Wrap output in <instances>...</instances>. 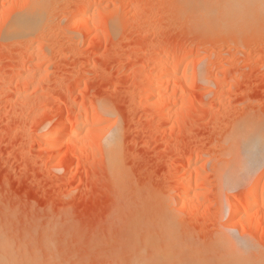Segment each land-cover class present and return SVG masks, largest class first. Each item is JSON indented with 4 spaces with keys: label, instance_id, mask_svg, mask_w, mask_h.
<instances>
[{
    "label": "rangeland",
    "instance_id": "1",
    "mask_svg": "<svg viewBox=\"0 0 264 264\" xmlns=\"http://www.w3.org/2000/svg\"><path fill=\"white\" fill-rule=\"evenodd\" d=\"M188 1L50 0L45 25L26 35L12 24L31 0H0V255L11 251L29 264H128L143 220L158 235L169 222L179 241L205 250L221 252L222 236H234L264 264V219L253 227L250 210L253 223L244 226L231 209L254 180L264 186V157L238 182L233 160L239 127L264 132V21L206 28ZM85 7L100 18L75 21ZM166 53L163 75L150 85ZM186 57L195 60L164 75ZM78 115L84 126L76 138L65 135L58 148L44 141L47 130ZM74 129L64 126L66 134ZM116 131L113 173L101 137ZM189 184L191 194L180 196Z\"/></svg>",
    "mask_w": 264,
    "mask_h": 264
},
{
    "label": "bare ground",
    "instance_id": "2",
    "mask_svg": "<svg viewBox=\"0 0 264 264\" xmlns=\"http://www.w3.org/2000/svg\"><path fill=\"white\" fill-rule=\"evenodd\" d=\"M49 1L50 0H31L32 5H30L31 7L27 11V13L24 16H22L21 18L16 19L14 24H12V23L11 24L13 26H15L17 28V30H19L23 34H26V35L34 34L40 28H42V25H45L44 23L46 22V12H47V7L49 4ZM188 6H189V9H191V11L194 13V15L196 14L199 17L198 18L199 24L203 25L206 28H208V27L211 28V27L217 26L221 30H223V29L225 30V29L233 27L235 25L253 26L257 23H260L259 21H261V22L264 21V0H189ZM92 7H94L93 4H92ZM89 9H91V7ZM88 10L85 7L80 12H77V14L74 18L75 21L78 22V21L82 20L83 18H86L87 20H97L98 18H100V17H97L98 15L95 13V11H92V10L88 11ZM11 24H10V26L12 27ZM9 30L14 31L15 28L14 29L11 28ZM9 30H6V31H8L7 36H9ZM15 32H16V30H15ZM15 32H13V33H15ZM235 32H237V31H235ZM10 33L13 34L12 32H10ZM16 33H18V31ZM7 36L5 37V39L7 38ZM158 51H159V49H158ZM174 52H176V50L172 51V53H174ZM170 53H166L164 55H159L156 58V60L153 64V73H151L152 75L150 76V79H149L150 85H154L155 82L157 83V80H159V78H161V76L163 75L162 69H163V66L165 63V59H167V57L170 56ZM194 60H192V58L190 59V58L186 57L185 59L180 60V61H173V62L169 63L170 65L168 66V71L164 75L165 76L168 75L169 72L171 73V70H174V69H176L182 65H188L191 62H194ZM19 72H20V70H19ZM4 79L1 78L0 80H3L2 82H5ZM195 79L198 81H201V82L206 81V79L203 75L199 76V78L196 77ZM190 80H189V82H190ZM165 83H166V81H162L160 84H162L161 86H163ZM155 88H157V87H155ZM161 94H162L161 90H158L156 92L157 97H160ZM150 97L151 96H149V95H145V98H150ZM108 109L109 108H106V107L102 108V110L105 113L111 112ZM67 124H74L75 125V129L73 131H70V133H68V134H66L67 132L64 131V126ZM83 126H84V124L81 121L80 115L75 116V117H68L61 124L55 125V126L51 127L49 130H47L43 134V139L51 147L58 148V146H60L61 140L65 137V135H67L66 137L70 138V139L76 138V136H78V133L81 131ZM239 128L240 129H237L238 131L234 135V141H233V143H234L233 147L235 149L234 150L235 158L233 159L234 160V166H235V177L234 176L233 177L236 179V181L234 180L235 182L246 179L247 177L252 176L254 172H257L259 170L258 168L260 167V164L263 160L262 157H264V146H263L262 150L260 149V144L261 143L264 144V132L261 129H259L262 131V133H261V131H259L258 128L256 126H253V125L247 126L246 128L245 127H239ZM95 130H97V129H94V131ZM115 133L116 134H113L111 136H110L111 133L110 134L106 133L104 135V137H101V138H103V144H104L105 151H106V161L110 165L113 173H117L120 169L118 158L116 160V157H118L117 154L119 152V151L117 152V150L120 147L119 146L120 142H119V138H118L119 134L117 133V131ZM97 135H98V133H97ZM97 137H100V136H97ZM232 151H233V149H232ZM197 161H198V158H196L195 160H188V161L184 162L183 165L189 166V165H191ZM232 162L233 161H231V163ZM115 166L116 167L119 166L118 167L119 169L117 168L118 169L117 172H116L117 169ZM227 173H228V171H227ZM183 185H185V184H183ZM192 186H193L192 184L182 186L180 196L189 195V193L191 192ZM197 195H200V192L197 193ZM246 198H247L246 201H244L242 203H235V205L233 204L234 206L231 208L232 209V216L240 217L239 221L244 226L249 227V225H251L253 223V217L250 216L248 213L250 210H255V217H256L257 221L254 222L252 225H253V227L255 226V228H256L259 226V223H260L259 221L264 219V208L263 209L259 208L261 204H264V186L260 189V180L259 179H256L253 181V185H252L251 190L248 192V194L246 193ZM186 202L187 201L185 199H182V201H181L182 207H185ZM249 202H251V204ZM166 218L164 220H166ZM136 221H137V219H136ZM142 223H143V220L141 221V223H138L137 225H135V235L136 236L134 234H131L132 236L133 235L135 236L134 241L136 243V252L133 254V256L130 255V259L128 261L129 262L128 264H147L150 262H159V263L162 262L161 264H163V263H165V264H190L189 262H191V264L193 262H195L193 264H209V262H212V261H219L220 264H256L255 262L260 257H261L260 259H263L262 254H260V253L256 254L258 252H255L253 250V249H255L256 251H258L256 248L253 247V249H251L252 251H250V248H252L251 245L248 244V246H247L246 244H243L244 242L240 243V242L234 240L236 238V237L234 238V236L233 237L226 236V235L222 236L221 240H222L223 249L222 250L220 249L221 252H218V251H216L214 249H210V248L209 249L206 248V250H205L204 247L201 246L202 244L199 245L197 243L199 245V248H200L199 249V248H197V244L194 243V245H192L193 242H187L185 240L179 241L182 238H180L179 236H176L177 233L174 234V232H173L174 229L169 224V222L166 223L165 226L162 225V226H164V233L160 232L162 234L159 233V235L151 232L149 229H146V227H147V226H145L146 224L144 225ZM244 226H243V228H245ZM246 230H244V231H246ZM161 231H162V229H161ZM130 241H132V240H130ZM182 242L185 243V245H183ZM189 244H191V245H189ZM195 245H196L195 248H191V246L194 247ZM202 247H203V249H201ZM130 249H131V246H130ZM216 249H218V248L216 247ZM5 250H7V248L6 249L4 248V251ZM203 250H205V251H203ZM253 251L255 252V254H253ZM10 252L11 251L5 252L6 254H8L6 256L0 255V256H2V259L0 258V264H29L26 262H31V260L25 261L24 263H20V261L16 262L17 260L12 259V257H15V255H13L15 253H12V252L10 253ZM130 252L132 253V251H130ZM256 255L257 256L260 255V257H256ZM8 256H9V259H7ZM16 259H18V258L16 257ZM49 259H51V257ZM259 260H258V263L261 261V260L260 261ZM34 261H35V259H34ZM35 263L36 262H34V264ZM122 263L127 264L126 261H123Z\"/></svg>",
    "mask_w": 264,
    "mask_h": 264
}]
</instances>
